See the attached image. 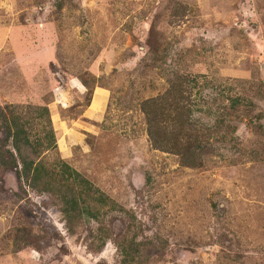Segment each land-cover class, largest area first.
Wrapping results in <instances>:
<instances>
[{
	"label": "rangeland",
	"instance_id": "1",
	"mask_svg": "<svg viewBox=\"0 0 264 264\" xmlns=\"http://www.w3.org/2000/svg\"><path fill=\"white\" fill-rule=\"evenodd\" d=\"M177 74L211 148L196 166L140 109ZM45 105L98 191L80 214L0 168V264H264V0H0V109L33 140Z\"/></svg>",
	"mask_w": 264,
	"mask_h": 264
},
{
	"label": "trees",
	"instance_id": "2",
	"mask_svg": "<svg viewBox=\"0 0 264 264\" xmlns=\"http://www.w3.org/2000/svg\"><path fill=\"white\" fill-rule=\"evenodd\" d=\"M193 80L195 77L189 74H177L170 79V84L163 93L145 98L140 103L146 132L153 148L176 153L182 164L190 166L199 165L203 155L211 149L209 140L196 134L194 119L190 118L193 106L185 101L189 97V93L185 91ZM235 103L236 100H233L232 105ZM6 108L7 106L0 109V118L4 122L0 130L4 132L5 142L11 139L12 144L8 149L4 144L1 145L0 149L3 151H0V168L13 169L20 185L26 184L47 195L55 192L63 203L72 205L82 213L85 208L81 207V203L78 204L79 199L98 190L78 170L57 156L58 142L48 106L31 109L36 113L34 119H38L41 124L42 133V136L36 134L33 140L30 138V131L23 128L19 117L13 115L7 119ZM25 149L37 157H27L23 152ZM13 150L16 156L13 155ZM45 156H51V161ZM102 195L99 192V197H103Z\"/></svg>",
	"mask_w": 264,
	"mask_h": 264
},
{
	"label": "crops",
	"instance_id": "3",
	"mask_svg": "<svg viewBox=\"0 0 264 264\" xmlns=\"http://www.w3.org/2000/svg\"><path fill=\"white\" fill-rule=\"evenodd\" d=\"M99 93H101V95H102V92H99ZM65 123H67V122L65 121Z\"/></svg>",
	"mask_w": 264,
	"mask_h": 264
}]
</instances>
